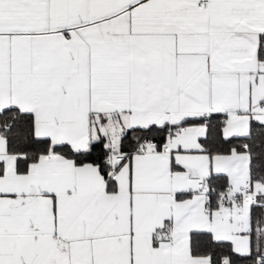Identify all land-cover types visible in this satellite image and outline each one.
<instances>
[{
	"label": "snow or ice",
	"instance_id": "1",
	"mask_svg": "<svg viewBox=\"0 0 264 264\" xmlns=\"http://www.w3.org/2000/svg\"><path fill=\"white\" fill-rule=\"evenodd\" d=\"M0 264H264V0H0Z\"/></svg>",
	"mask_w": 264,
	"mask_h": 264
}]
</instances>
